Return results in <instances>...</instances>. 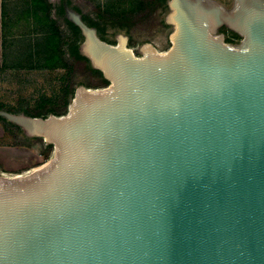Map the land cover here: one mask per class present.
Segmentation results:
<instances>
[{"label": "water", "instance_id": "1", "mask_svg": "<svg viewBox=\"0 0 264 264\" xmlns=\"http://www.w3.org/2000/svg\"><path fill=\"white\" fill-rule=\"evenodd\" d=\"M169 0L171 46L142 57L83 21L110 89L65 116L7 113L46 138L42 173L0 179V264H264V0Z\"/></svg>", "mask_w": 264, "mask_h": 264}, {"label": "rangeland", "instance_id": "2", "mask_svg": "<svg viewBox=\"0 0 264 264\" xmlns=\"http://www.w3.org/2000/svg\"><path fill=\"white\" fill-rule=\"evenodd\" d=\"M21 1L5 2L3 29L6 39L32 29V20L21 16ZM45 1L48 16L60 33V50L65 66L33 70L22 67L0 71V179L16 175L31 176L34 169L52 159L55 152L54 145L49 144L46 138L27 131L9 119L8 111L34 112L37 103L41 102L39 96L44 94L51 105L60 108L61 116H65L73 99L68 107L61 106L63 86L69 84L79 94L101 91L110 84V80L107 84L103 83L91 68L90 64H96L85 45V36L71 21H83L82 17H85L87 22H97L99 29H96V34L102 40L116 43L114 41L122 37L126 47L139 57L149 48L159 52L167 51L175 30V23L168 19L172 11L168 0ZM200 1L215 5L221 13L218 23L208 24L209 31L220 36L224 42L229 39L227 44L231 47L242 48L245 44L244 35L231 28L233 17L239 9L238 0ZM78 43L80 49L73 54L70 47ZM1 63L2 53L0 66Z\"/></svg>", "mask_w": 264, "mask_h": 264}, {"label": "trees", "instance_id": "3", "mask_svg": "<svg viewBox=\"0 0 264 264\" xmlns=\"http://www.w3.org/2000/svg\"><path fill=\"white\" fill-rule=\"evenodd\" d=\"M5 2L6 0L1 1L2 65L0 66V71H4L7 69L15 70L22 67L27 68L28 70L44 68L54 69L57 67H64L65 62L63 59L62 51L60 50V33L56 24L48 16L47 2L45 0L21 1V16H24L27 19L30 18L32 20L33 26L30 31L26 33H21L19 36L17 35L11 39H6V37L4 36L3 27L4 18L6 15ZM82 20L89 27L94 28L95 32L96 29H99L97 22H87L85 17H82ZM71 22L77 29L82 31L77 22ZM83 36H85L84 33ZM98 37L102 39L101 36L98 35ZM117 41L115 40L114 42L117 43ZM228 41L230 40L227 39L226 43ZM80 46V43L73 44L70 47V51L75 54L79 51ZM87 61L89 60L87 59ZM90 66L93 71L101 77L103 83L107 84L109 82V79L106 78L103 71L98 66H92L91 64ZM61 91H63V101L61 106L63 108H66L70 105L71 100L75 97L76 90L71 85L66 84L61 88ZM39 99V102H41L37 103L34 112H8L14 114L38 116L43 118H47L51 115L61 116L60 108L51 105L46 95H40ZM57 108H59V110ZM49 144L51 143L49 142Z\"/></svg>", "mask_w": 264, "mask_h": 264}, {"label": "bare ground", "instance_id": "4", "mask_svg": "<svg viewBox=\"0 0 264 264\" xmlns=\"http://www.w3.org/2000/svg\"><path fill=\"white\" fill-rule=\"evenodd\" d=\"M155 51L157 53H163V52H159L158 50L155 49ZM106 90L110 89V85L108 87L105 88ZM54 158H55V152H54V156L52 157V159H50L49 161H47L46 163L38 166L37 168L34 169V174L35 175H38L40 173H42L43 171H45L48 167H50L54 161ZM13 179L15 180H18V179H25L27 178L26 176H22V175H16V176H13L12 177Z\"/></svg>", "mask_w": 264, "mask_h": 264}, {"label": "crops", "instance_id": "5", "mask_svg": "<svg viewBox=\"0 0 264 264\" xmlns=\"http://www.w3.org/2000/svg\"><path fill=\"white\" fill-rule=\"evenodd\" d=\"M1 1H2V0H0V62H1V53H2V45H1V43H2Z\"/></svg>", "mask_w": 264, "mask_h": 264}]
</instances>
